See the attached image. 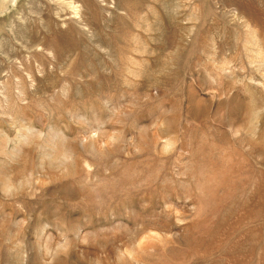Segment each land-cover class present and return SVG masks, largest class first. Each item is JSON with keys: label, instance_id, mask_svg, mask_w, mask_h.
Instances as JSON below:
<instances>
[{"label": "rangeland", "instance_id": "rangeland-1", "mask_svg": "<svg viewBox=\"0 0 264 264\" xmlns=\"http://www.w3.org/2000/svg\"><path fill=\"white\" fill-rule=\"evenodd\" d=\"M0 264H264V0H0Z\"/></svg>", "mask_w": 264, "mask_h": 264}]
</instances>
